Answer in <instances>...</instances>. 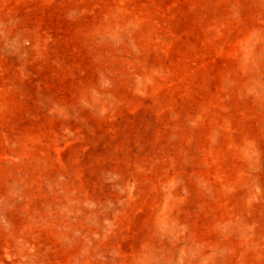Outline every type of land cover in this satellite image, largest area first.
<instances>
[{
  "label": "rangeland",
  "instance_id": "374dc122",
  "mask_svg": "<svg viewBox=\"0 0 264 264\" xmlns=\"http://www.w3.org/2000/svg\"><path fill=\"white\" fill-rule=\"evenodd\" d=\"M0 264H264V0H0Z\"/></svg>",
  "mask_w": 264,
  "mask_h": 264
}]
</instances>
